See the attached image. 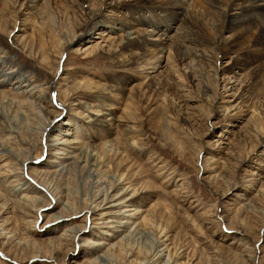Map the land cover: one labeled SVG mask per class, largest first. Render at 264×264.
Returning <instances> with one entry per match:
<instances>
[{
  "label": "rangeland",
  "instance_id": "obj_1",
  "mask_svg": "<svg viewBox=\"0 0 264 264\" xmlns=\"http://www.w3.org/2000/svg\"><path fill=\"white\" fill-rule=\"evenodd\" d=\"M111 1L113 0H90L89 2L40 0L33 11L32 16L35 18H29V22L33 19L34 25L27 35L30 38L32 34L33 37H31L37 41L35 44L39 47L33 45L34 50L32 49L31 52L17 53L22 62L31 66L43 79L45 84L43 88L49 89L45 96H51L57 102L62 101V105L55 109L59 113L57 119H53L54 130L49 128L43 132L41 145L38 133L42 123L53 118L52 113L40 118L30 114V111L27 113L25 110L14 107L0 109V142H6L13 154L9 158L0 157V234H2L0 264L144 263L157 250L159 245L157 241L165 242V238H158L160 230H164L168 239L165 244L171 253L176 252L181 257L176 261L177 264H264V137L260 143H257L250 128L245 125L246 120H239V117L234 121L231 118L229 122L214 123V120L210 118L212 113H210L209 101L212 99L204 97L206 93L204 94L200 85L202 80L199 77L203 73L201 69L206 68L203 66L204 63L196 58L197 56L200 58L202 54L207 56L209 54L213 58L215 53L212 52L220 55L223 51L216 63V81L214 80L216 69L212 66L214 64L206 66L209 69V75H212L207 76L211 89L216 91L217 98H223L225 101H233L242 92L244 95L242 99L231 104L234 107L230 110V115L235 116L237 111H247L253 107L263 117L264 126V50L254 48L250 46V43H241V45L240 42H236L239 47L241 46L240 51H244V54L240 55L242 60L240 66L234 68L231 73L232 59L237 56V53L230 52L227 48L228 43L225 44L226 47L225 45L222 46L223 48L219 47L220 52L212 51L210 45L203 43V34L209 40L219 36L215 33L219 23L216 14L205 12L206 18L202 11L205 0H196V2L190 0L194 10L190 8V4L185 7L188 13L195 14L189 13L192 16L190 17L192 26L185 21L187 26L193 28L189 37L197 44H195L197 47L190 45V52L194 54L196 51V53L194 56L190 53L188 56L186 54L187 62L184 66H180V72L185 74L184 77L186 76V80L184 78L182 80L185 84L183 85L185 92L191 90L190 93L185 94L194 99L179 98L181 95L175 96L177 91L174 92L170 88L169 91L162 92V95L152 94V102L150 99L149 102L140 101L141 107L136 105L134 111L137 117L136 123L134 122L135 128L140 136L137 144L139 143L140 148H129L128 144L123 142L124 128L113 129L110 140H118H115L114 144L117 142L115 148H119V156L118 159L110 156L108 161L119 164L123 162L120 168L123 174L122 179L130 193L134 192L136 196L138 195L135 200L139 201L142 213L132 219V222H137H135L137 226L121 224L126 220L118 217L105 219L110 220V223L100 225L98 223L102 220H99L98 216V220L91 222L89 215L84 221L86 214H81L79 217L68 220L72 227L85 226L84 231L75 235L72 240L71 234L70 237L65 236L69 235V232H65L66 227L50 222V216L62 212L63 204L67 203L71 210L81 212L88 209L89 204L101 201L111 187L110 171L106 168H99L100 170L97 168L90 173L82 156L77 154L78 151L73 152L75 157L66 169H53L49 161H57L58 155H53L54 151L46 148L54 136L62 138L63 134L71 132L72 128L87 122L81 110L71 104L75 95H69L66 101L63 98L62 93L66 91L65 81L71 82L75 78L74 75L82 74L81 79L89 83L86 88H95L102 84L106 86L109 79H118L119 76L124 79L125 89H129L134 82H137L135 69L129 67L123 70L122 66L116 68L115 61L107 60L108 58L101 55L98 50L88 53V48L92 44V49H95L98 34H107V31H110L111 36L117 38L119 34L126 31L148 28L149 26L146 25L148 21L153 24L161 21V26L152 25L154 29L160 27L154 31L156 34L153 38L157 39L159 36L161 39L166 37L172 39L175 35L172 43L178 45L179 35L176 33V27L180 24L177 20L171 22V17L164 20L173 12V9L168 6L171 4H167L166 0H114L115 5L109 6ZM78 4L84 7L80 11L77 9ZM90 9L94 17L88 19L85 29H78L82 16L88 14ZM17 10L20 8L18 7ZM184 15H186L185 12ZM21 20L18 18L8 41L3 39L13 51L17 50L16 46L21 41L18 39L17 42L12 38V35L17 34L18 28H21ZM166 21H169L170 30L165 27ZM229 35L228 32L222 34L226 39L225 42L230 40ZM167 45H169L168 41ZM99 47L105 49L106 45L100 44ZM154 49L157 48L153 47ZM60 51H63L61 57ZM254 56L261 61L252 66L247 65L249 58ZM194 58L197 60L194 61ZM165 76L166 73L162 71V77H160L163 80L162 83H165L167 79ZM192 77L197 79L198 83L197 80L193 81ZM245 84L249 86L244 88ZM78 91L77 88L71 94ZM211 96L209 95V98ZM162 97H165L170 105L169 126L161 124L156 112L151 111L154 100ZM57 102H52V105L57 106ZM122 103H125V98L122 99ZM122 108L123 104L114 112L117 119L121 115ZM20 114L28 116L23 120ZM87 126L89 125L82 124V127ZM76 133L77 139L74 140L80 142L78 147L83 146V142H89L90 139L83 137L79 127ZM26 159L31 162L23 163ZM21 162L24 164L22 176ZM125 170L128 173L125 174ZM30 174L50 185L51 190L59 196V204H56L51 197L52 194L46 193L45 196L40 194L39 197L43 203L37 204L38 209L43 205H50L49 207L54 205V207L51 210L50 208L42 209L36 216L33 212L35 208L22 200L27 192L14 193L13 191V186L18 182L24 185H28L26 182H29L31 189L40 190ZM90 174L92 177L89 176ZM127 175L131 176L128 178ZM101 190L102 193H100ZM119 225L124 228H119ZM117 231L122 232L117 233ZM99 243L103 244L97 247ZM161 248L163 249L160 246L158 250H162ZM247 251L249 256L252 258L254 256V262L243 259L242 256L247 254ZM102 255H105L106 260H99ZM162 262L164 259L159 264H163Z\"/></svg>",
  "mask_w": 264,
  "mask_h": 264
},
{
  "label": "bare ground",
  "instance_id": "obj_2",
  "mask_svg": "<svg viewBox=\"0 0 264 264\" xmlns=\"http://www.w3.org/2000/svg\"><path fill=\"white\" fill-rule=\"evenodd\" d=\"M39 1L40 0H0V10H2V13H0V109L1 110L7 109V107L10 109V107H14L18 110H23V111L25 110V112L27 113L30 111V114L35 115V116L37 115L40 118L52 113L53 118L51 120L47 119L44 123H42V126H41L42 128L40 129L38 133L39 134V144L41 145V140L44 136L43 132L49 128L50 130L54 128L53 119L56 120L58 117V113H59L55 111V109L56 107L58 108L61 107L62 101L57 102V100L51 98V96H48V97L45 96L47 94L46 91H48L49 89L43 88V85H45L42 81L43 79L37 73H35V70L31 66H29L26 62H22V59L19 57V54L17 53L19 52L20 54H25V53L31 52V50L33 49L32 46L38 45V44H35V42L37 41L33 40L32 38L33 35L31 34L32 37L30 36L29 38V36L27 35V32L32 31L34 21L33 19H31L32 21L30 20L29 22V18L33 17L32 16L34 14L33 11L37 7V5H39ZM83 1L89 2L90 0H83ZM113 1L109 2V6L115 5ZM168 1L169 0H166L165 2L167 4H171L168 6L173 9V12L172 14L168 15L164 20L169 19L171 17L170 19L171 22L177 20L178 24H180L178 27H176L177 28L176 33H178L179 35V37H177L178 45L177 44L174 45L172 43L173 37L175 38V35L172 37V39L170 37L161 39V37L159 36L157 39L153 38L155 37L154 35L156 34V32L154 31H157L160 27H157L154 29L152 25L161 26L160 25L161 21H159L158 23H154V24L153 22L151 23L150 21H148L146 22V25L149 26L148 28L144 30L141 29L142 31L137 30V29L134 31H126L124 33L119 34L120 36H118L117 38L112 37L110 31H107L108 32L107 34L99 33L97 37V40L99 43L97 42L94 45L95 49H92L93 44L88 48V53H92L98 50L101 55H104L106 58H108L107 60L110 59L111 61H115L116 68L119 66L120 67L122 66L123 70L125 69L127 70V68L129 67H131L132 69H135L136 71L135 79L137 82H134V84L129 89H125V86H124L125 82H124V79L121 78V76H119L118 79L117 78L109 79V82L106 84V86H103V84L102 85L97 84L98 86H96L95 88H86L89 86V83L88 82L85 83V81L81 79L82 74L74 75L75 78H73L71 82L65 81L66 91L62 93L64 96L63 98L66 101L69 98V95H75V98L73 101H71V104L77 106L81 110L82 112L81 114L85 116L87 122L85 123L82 122L76 128H72L73 130H71V132H67L63 134L64 137L62 138L52 136L53 137L52 142L49 145H46V148L52 149L54 151L53 155H56V156L58 155V157H56L57 161L51 160L49 161V164L53 169L61 168L62 170H64L70 165V162L74 159L75 156L73 155V152L78 151L77 154H80L82 156L81 158H83L84 164L89 167L90 173H93L95 169L97 168L98 169L106 168L111 173L109 174L110 175L109 179L112 181L111 187L109 188L107 193L105 194L103 193L104 195H103L102 200L97 203L93 202L89 205L87 204L88 209L86 208L83 211L79 209L81 212H75L74 210L70 209L67 203H65L63 204L61 213L53 214L52 216H50L51 218L50 222L60 224L61 227L63 226L66 227L65 232H69V235H65V236L70 237V234H71L72 240L75 238V235L80 234L82 231H84V228H85V226H79V227L70 226L68 220H71L73 217H79L81 216V214H86L84 216V221L87 215H89V219L91 222L98 220V219L102 220V222L100 221L101 223H98L100 225H105L106 223H110V220H105V219H113V217H118V218H122L126 220L123 223L119 222L121 224H128V225L132 224V226H137L135 224L136 221L132 222V219L137 218V215L139 213H142V211H140V207H139L140 205L138 204L139 201L135 200V198L138 195L136 196L134 192L130 193L128 187H126V184L124 183L125 182L124 179H122L123 174H121L120 168H121V165H123L122 164L123 162L119 164V163H112L111 161L110 162L108 161V158L110 156H114V158L117 157V159L119 156V150H118L119 148L118 149L115 148V146H117L115 145L117 142H115L114 144V141L116 139H114L113 141L110 140L111 137L113 136V129L115 127L124 128L123 129V136H124L123 142L128 144L129 148H133V149L137 148L139 147L138 146L139 143L137 144V142L138 140H140L138 139V137L140 136L138 135V130L135 128L136 127L135 121H137L136 119L137 117L135 116L134 111H135L136 105L137 106L139 105V107H141V104L139 103L140 101L149 102V99H150V102H152V99H153L151 97L152 94L162 95V92H167V90L170 88L172 89V91L174 90V92L177 91L175 96L181 95L179 98H187L186 100L194 99L193 97H189L188 95L185 94V93H190L191 90H188V92H185V87L183 86L185 84H183L182 80L184 79L186 80V76L184 77L185 74L183 72L181 74L180 72V68H181L180 66H184V64H186L185 62H187L186 54L188 56V54L190 53V55L194 56L196 53V51L194 54L190 52L191 51L190 45L194 47L197 45L189 37V34H192L193 32V28L186 25V21L189 25L191 26L193 25L192 22L190 21L191 19L190 17H192L190 16V14L192 15H195V14H193V12L192 13L189 12L190 13L189 14L186 11L187 9L185 10V7L187 5L189 6L190 4L191 9L193 8L192 7L193 5H191L192 3L190 0H170V2ZM199 5H202V4H199ZM18 7L20 8V10H17ZM83 8L84 7L81 5L77 6V9L79 11L82 10ZM202 11L204 12V16L206 18H207V15H206L207 12H209L207 14H211V13L216 14V18H218L217 22H219L217 25L218 28L215 30V33L216 34L218 33L219 35L218 38H213L212 40H209L207 36L203 34L202 35L203 43H207L208 45H210L212 48V51L213 50L218 51L219 47L223 48L224 47L223 45L228 43L230 47H228L227 45V48H229L230 52H232V54L237 53V56L234 59H232V68H231L232 70L230 71L231 73L233 72L234 68H238L240 66L239 64L242 62V60H240V55L244 54L243 53L244 51H240L241 46L239 47V45L237 44L238 42H240V44L250 43V46L264 50V0H205L204 9ZM184 12L186 13V15H184ZM3 15H5L7 18H4ZM87 16L89 18H87ZM93 17H94V13L90 9L88 14H84V17L82 16L81 24H79L77 28L78 29L80 28V30L85 29L89 21L88 19H91ZM18 18L19 20L22 19L21 28H18V31L16 32L17 34L12 35L13 36L12 38H14V40L16 41L18 39H21V41L20 43L17 41L18 42L16 46L17 50L13 51V49L10 48L9 45L5 44L3 39L5 38V40L8 41L14 28L16 27L15 25H16V22H18ZM11 23L13 24L12 26L13 28L11 27ZM207 23H208V20H207ZM195 26L196 25H194V27ZM165 27L166 29L170 30L171 26L169 24V21L165 22ZM225 32L230 33L229 35L230 40L228 42H225L226 39H224V37L222 36V34ZM86 33L88 34V32ZM166 40L169 42V45H167ZM157 42H162V43L158 44ZM71 43L72 41L69 43L70 46H71ZM100 44L106 45V47H104L105 49H101L99 47ZM153 47H156L157 49L153 50ZM171 50L173 51L175 50V51L173 52ZM222 52H220V55H218L219 53L217 54L216 52H212V53H215V55H217V57L214 55L213 58H211L209 54L208 56L202 54L200 55V58L198 56L196 57L202 63H204L203 66H205L206 68V69L200 68L203 71V73L200 74V77H199L200 80L202 81L200 80L199 81L201 83L200 85L202 86L201 89L204 91V94L206 93L204 97L208 99H212V101H209L210 108H211L210 113H212L210 118L214 120V123L217 121L218 122L219 121L229 122L230 120H232L231 118H233V121H234L235 119H237V117H239V120H246L245 125L248 128H250L251 133H253V135L255 136L256 142L260 143L261 139L264 137V126H263V120H262L263 117L259 114V112L255 108L251 106H250L251 108H249L248 106L249 109L247 111L239 110L237 111V114L235 113V116L230 115L231 114L230 110H232L234 107L231 104L237 100L239 101L242 99V97L244 96L242 92L240 93L238 97L234 98L233 101L231 100L225 101L223 98H217L216 91L211 89L210 84H209L210 82L207 81V76L209 75V71H208L209 69L206 66L208 64H214L212 66H215V69H216L214 70L216 71V73H214V76H215L214 80H215L217 76L216 63L219 57H221ZM62 53L63 51H60V57ZM193 60L195 61L197 59L194 58ZM260 61H261L260 58L256 56L250 57L247 65L252 66V65L257 64ZM162 71L166 73L165 77H167V79L165 83H162L163 80L160 78L162 77ZM191 76H193V74ZM209 76H212V75H209ZM191 79L196 82L198 77L196 80L193 79V77ZM188 80H189V77H188ZM94 83H97V82H94ZM197 83H198V80H197ZM248 86L249 84L248 85L245 84L243 87L247 88ZM77 88L79 91L75 92L74 94H71V92L73 93V91H76ZM209 95H212V96L209 98ZM123 98H125V103H122ZM166 100L167 99H165V97L159 98V100H154V102L151 105L152 107L151 111H153L154 113L156 112V116L159 117V119L161 120L160 122L161 124L163 123V125L169 126L170 125L169 120L171 119L170 110H169L170 105ZM55 101L57 102V106L52 105V102L55 103ZM205 101L207 102V99ZM122 104H123V108L120 110L121 115L117 119L114 116V112L119 110L120 105ZM26 116L24 114H20V117L23 120L26 119ZM82 124H88L89 126L82 127ZM78 127L80 129V132H82L83 137H88V139H90L89 142L88 141L85 143L83 142L82 143L83 146L81 147L77 146L79 145L80 142L75 141L77 139L75 138V134H77L76 130ZM23 144L28 145L27 143H23ZM43 149L44 148L42 147V150ZM12 155H13L12 150L11 148L8 147V144L6 142L1 141L0 142V157L9 158ZM29 161H30L29 159H26L24 160L23 163H28ZM23 163H22V167L20 168V170L22 171V173H20L21 176L24 170ZM204 170H205V167H204ZM124 173L126 174L128 173V171L125 170ZM11 174L13 175V173ZM8 176L9 174L7 175V177ZM89 176L92 177L91 174ZM31 177L33 178V182L36 181V183L39 185L40 190L31 189V187L29 186V182L28 183L26 182V184L28 185H24L22 184V182H18L15 186H13V191L14 193H22L23 191V192H27V194H32L31 196L24 194L25 196L22 198V200L28 203V205H31V207L35 208L33 212L35 213V216H36L40 210L45 209V208H47L46 210H48L49 208H50L49 210H51L54 207V205L51 207H49L50 205H45V206L43 205L41 208L38 209L37 204L43 203V200H41V198L39 197L40 194L44 196L47 194H50V195L52 194L51 197H53L56 204H59L58 203L59 196L58 194L54 193L53 190H51L52 188L50 185H48L47 183L43 181L38 180L37 178H34L32 175ZM19 181H21V179H19ZM96 184L98 185V181L96 182ZM102 190H104V188ZM102 190L100 193H102ZM98 195H101V194H98ZM26 208L29 209V207H26ZM97 216H98V219H97ZM120 225H119V228H124V226H120ZM115 226L117 225L115 224ZM108 228H111V227H108ZM119 232H122V231H117V233ZM158 234H159L158 238L159 237L162 239L165 238L164 239L165 242H161L158 240L157 244L159 245L157 247V250L154 251L153 255H151V257L146 262L139 263V264H157V263L159 264L161 263L162 259H164V262H162L163 264H177L176 261L179 258H181L179 255H177L176 252L171 253V251L168 249L167 244H165L167 243L166 241L168 239L164 233V230H160ZM1 235L2 234H0V236ZM102 244L103 243L101 244L99 243L96 246L100 247L102 246ZM160 246L163 247V249L161 248L162 250H158ZM248 253L249 252L247 251V254H244L242 256L243 259H247L248 261L254 262L255 261L254 256L252 258L251 256H249ZM99 260L100 261L106 260L105 255L100 256Z\"/></svg>",
  "mask_w": 264,
  "mask_h": 264
}]
</instances>
